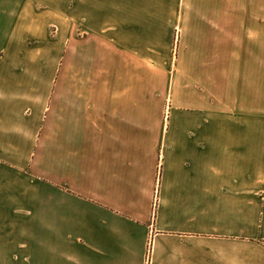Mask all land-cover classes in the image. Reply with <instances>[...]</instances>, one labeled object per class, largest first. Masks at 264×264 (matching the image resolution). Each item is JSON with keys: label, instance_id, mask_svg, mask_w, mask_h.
<instances>
[{"label": "crops", "instance_id": "1", "mask_svg": "<svg viewBox=\"0 0 264 264\" xmlns=\"http://www.w3.org/2000/svg\"><path fill=\"white\" fill-rule=\"evenodd\" d=\"M0 264H264V0H0Z\"/></svg>", "mask_w": 264, "mask_h": 264}, {"label": "rangeland", "instance_id": "2", "mask_svg": "<svg viewBox=\"0 0 264 264\" xmlns=\"http://www.w3.org/2000/svg\"><path fill=\"white\" fill-rule=\"evenodd\" d=\"M180 7H181V4L179 5V7L177 5V8L175 10H177V11H178V9L180 10ZM177 37L178 36H177V31H176L174 39H173V42H172L171 51H170V59L172 61V65H171V71H172L171 79H172V74H174V72H176V68H175L176 66H175L174 63L176 62V55H177V43H178V38ZM171 84H172V82H170V86H171L170 89H171V92H172V85ZM170 97L171 96H169V102H167V106H166L168 112H169L170 107H171V100H170L171 98ZM233 121H241V116H238V117L236 116L235 118H233Z\"/></svg>", "mask_w": 264, "mask_h": 264}, {"label": "built area", "instance_id": "3", "mask_svg": "<svg viewBox=\"0 0 264 264\" xmlns=\"http://www.w3.org/2000/svg\"><path fill=\"white\" fill-rule=\"evenodd\" d=\"M148 254H151V246L149 247V251H148Z\"/></svg>", "mask_w": 264, "mask_h": 264}]
</instances>
